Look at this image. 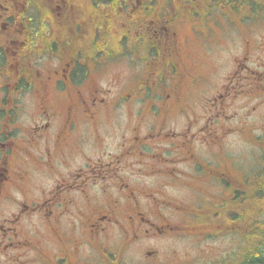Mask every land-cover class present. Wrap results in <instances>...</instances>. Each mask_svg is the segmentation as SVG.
Instances as JSON below:
<instances>
[{"label":"flooded vegetation","instance_id":"af4514ba","mask_svg":"<svg viewBox=\"0 0 264 264\" xmlns=\"http://www.w3.org/2000/svg\"><path fill=\"white\" fill-rule=\"evenodd\" d=\"M229 2L0 0V264H190L168 246L199 228L209 264H248L264 43L218 51L237 40L213 13Z\"/></svg>","mask_w":264,"mask_h":264},{"label":"rangeland","instance_id":"374dc122","mask_svg":"<svg viewBox=\"0 0 264 264\" xmlns=\"http://www.w3.org/2000/svg\"><path fill=\"white\" fill-rule=\"evenodd\" d=\"M257 14H261L262 16L256 17L255 21L253 19L246 20L248 17L247 14L243 15L244 19L247 21L248 24H246V27L244 28L246 30L245 34L242 31V36L239 32V29L233 32L232 26L236 23V28L238 23L234 22L232 20L231 27H230V36L231 40L237 39L235 42H230L227 45H219L218 51L219 52H225L229 50H234L233 52L241 51L242 41L244 40L243 37L246 36L248 39H253L256 43H264V12H259ZM221 17L216 19L213 16H210V18H213L215 20H218L221 24L216 26L218 28H225L229 27L230 23L225 16L224 12H220L219 14ZM223 20L224 23H223ZM236 46H233V45ZM261 52L259 49H256L255 53ZM122 66L117 67L118 71L122 70ZM248 131L249 129H245ZM242 139L241 137L234 135L230 137L229 140V154L231 157L235 159H240L243 161L244 165L247 169L254 172H259L261 169V165L255 161L253 157H250L247 153L244 155L240 150L245 147L247 149H252L255 151L257 156H260L262 152L258 147L255 145H242ZM264 223V216L262 219ZM236 242L237 244L240 242V236L238 233H236ZM247 249L252 245L251 238L248 237L246 240ZM177 249L179 254L187 255L190 259V264H194L195 262L206 260L209 255L211 254L210 250V244L208 240H203L202 242L196 239L193 236L184 237L180 242L177 243ZM128 255L126 256L128 260V264H145L144 258L138 253V251L131 250L130 252H126Z\"/></svg>","mask_w":264,"mask_h":264},{"label":"trees","instance_id":"16d2710c","mask_svg":"<svg viewBox=\"0 0 264 264\" xmlns=\"http://www.w3.org/2000/svg\"><path fill=\"white\" fill-rule=\"evenodd\" d=\"M230 6L233 9L234 13H238L239 14V13H242L243 12L242 11L243 10L242 9L243 4H242L241 1L240 2H237V1L233 2L232 1ZM250 6L253 8L255 5H250ZM253 260H255L256 263L264 264V247H263V255L261 256V258L260 257H257V258L253 257Z\"/></svg>","mask_w":264,"mask_h":264}]
</instances>
